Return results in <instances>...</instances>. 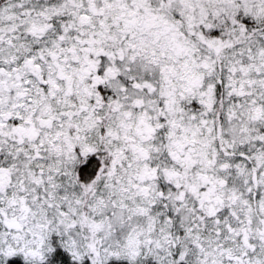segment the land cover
Segmentation results:
<instances>
[{
	"label": "snow or ice",
	"instance_id": "1",
	"mask_svg": "<svg viewBox=\"0 0 264 264\" xmlns=\"http://www.w3.org/2000/svg\"><path fill=\"white\" fill-rule=\"evenodd\" d=\"M0 264H264V0H0Z\"/></svg>",
	"mask_w": 264,
	"mask_h": 264
}]
</instances>
